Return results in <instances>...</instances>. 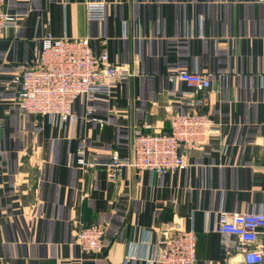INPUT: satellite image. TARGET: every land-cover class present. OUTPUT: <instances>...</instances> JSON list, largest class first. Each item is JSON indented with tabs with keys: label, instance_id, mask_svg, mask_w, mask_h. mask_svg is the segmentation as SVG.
I'll list each match as a JSON object with an SVG mask.
<instances>
[{
	"label": "crops",
	"instance_id": "0c3cea01",
	"mask_svg": "<svg viewBox=\"0 0 264 264\" xmlns=\"http://www.w3.org/2000/svg\"><path fill=\"white\" fill-rule=\"evenodd\" d=\"M90 4L105 5L103 22L88 19ZM9 10L19 27L0 33V264H147L172 223L197 234L198 264H222L220 212L264 211V0H9ZM48 35L88 39L134 75L108 100L79 99L75 124L24 114L13 80ZM181 71L211 76L201 112L220 132L182 148L184 172L127 168L111 180L112 154L130 156L136 127L169 132L170 116L189 112L192 89L171 80ZM91 225L106 243L86 254L75 237Z\"/></svg>",
	"mask_w": 264,
	"mask_h": 264
},
{
	"label": "built area",
	"instance_id": "2783aa9c",
	"mask_svg": "<svg viewBox=\"0 0 264 264\" xmlns=\"http://www.w3.org/2000/svg\"><path fill=\"white\" fill-rule=\"evenodd\" d=\"M90 21L103 22L106 18L104 4L87 7ZM17 16L9 10V0H0V33L17 29ZM18 68L13 80L17 86L15 106L24 114L48 117L61 125L75 124L79 120L75 103L81 98L108 100L115 84L132 77L129 66L118 65L110 60L103 49L96 53L88 39L71 40L46 36L42 49L33 62ZM208 73L181 71L171 77L192 90L189 92V112L170 116V131L146 133L150 126L136 127L130 140L131 154L122 158L114 151L107 165L113 181H118L122 172L131 168L137 172L150 171L162 175L168 172H184L189 161L182 148L199 149L219 133L221 124L201 112L206 107L211 89ZM90 107L87 118L93 117ZM79 164L89 167L82 158ZM217 231L222 236V264H264V211L220 212ZM162 241L153 246L147 264H198V237L179 223L161 229ZM76 244L86 254L100 253L105 248L106 230L99 225L81 227L75 237ZM132 256L125 258L128 264Z\"/></svg>",
	"mask_w": 264,
	"mask_h": 264
}]
</instances>
